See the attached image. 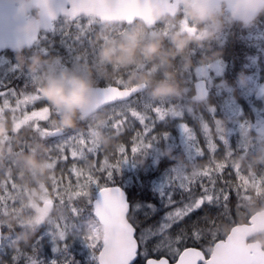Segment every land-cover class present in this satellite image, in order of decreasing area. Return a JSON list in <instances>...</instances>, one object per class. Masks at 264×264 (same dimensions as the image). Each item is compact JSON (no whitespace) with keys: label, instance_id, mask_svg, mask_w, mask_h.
Returning a JSON list of instances; mask_svg holds the SVG:
<instances>
[{"label":"trees","instance_id":"16d2710c","mask_svg":"<svg viewBox=\"0 0 264 264\" xmlns=\"http://www.w3.org/2000/svg\"><path fill=\"white\" fill-rule=\"evenodd\" d=\"M181 13L182 5L179 14ZM76 20L69 21V24H74ZM170 20L173 21V18ZM59 21L60 19L57 23ZM162 22L163 20L159 21L155 27L158 28V24ZM115 24L121 23H102L93 17L90 27L84 32L78 31V34L70 27L66 33L52 30L37 42L38 47H42L39 48L38 54L44 55L45 60L58 59L59 63L53 65L57 71L66 66L78 70L80 74H87L88 67H91L97 85L119 82L128 87L131 85L129 80L133 73L137 75L149 73L154 81H159L165 79V73L169 72L182 83L186 74L185 69L193 68L192 55L197 61L200 59L199 56L205 58L207 52L221 58L223 71L212 84L208 85V96L202 100L192 98L194 84L188 90H184L182 85L183 91L180 96L155 98L151 95L152 88L146 87L140 95L133 98L135 104L141 108L145 102L164 107L173 118L169 120L167 126L158 121L151 134L157 135L167 131L170 140L175 143L164 140L152 141L146 137L143 143L151 145L150 147H142L139 143L133 142L136 133L143 131V125L135 120L130 119L129 125L122 122L117 125L113 122V117L101 115L91 125L89 115H100L105 107L82 118L78 117L75 127L64 128L59 123L60 118L56 109L43 96V100L51 107L48 118L39 121V124H21L15 128L13 138H9L8 132L0 138V170L5 166L2 155L4 151L12 150L17 161L13 162V175L0 174L1 243L4 245L0 250V264H13L12 258L17 255V250L23 254L18 264H27L26 258L32 257L34 253L39 260L50 264L47 261V248L34 245L36 239L31 238L32 228L27 230L30 236L28 240L21 235L23 228L21 223H27L25 220L27 213L35 212L29 203V193L38 180L62 192L57 198L59 202L57 213L66 216L67 222L70 221V230H77L83 236L84 243L95 242L96 256L102 246L103 230L96 217L84 218L88 211L87 201L96 194L95 183L90 181L98 179L101 184L120 185L126 190L127 195L131 194L138 201L153 204L156 208L154 213L146 216L142 208L135 217L134 226L139 243L136 260H140L143 248L139 241L141 230L154 229L166 212L172 210L167 206L162 207L158 196L136 187L135 170L128 168L133 162L135 166L147 167L154 155L160 171L167 168L172 173L174 167L185 169L182 176L171 177L174 183L190 182L192 187L199 191V183L206 175L220 173L222 175L216 179V185L217 187L224 185V191L228 193L226 202L224 200L220 202L222 207L209 214L208 220L211 223L202 220L197 225L200 229L198 240L191 239L192 233L189 230L191 222L187 218L179 225L173 224L165 234L168 239H173L181 228L188 236L186 241L173 245L179 251L187 246H196L208 254L213 243L224 238L232 225L245 222L252 212L264 208V134L256 128L259 124L256 123L257 119L264 118V16L254 27L243 28L239 25L228 27L212 40L199 42V45L193 42L185 52L175 56L169 55L175 52V45L171 39L174 33H165L159 27L158 34L150 36L148 32L151 28L144 27L146 43L158 36L163 37L165 55L126 69L117 70L108 65L106 67L109 75L105 77L103 75L105 65L101 63L99 56L101 47L109 40L122 39L129 32L126 30L125 34L118 35L119 37L114 34H108L105 38L101 36L100 27ZM141 24L134 21L125 25L130 27ZM62 40L71 47L70 53L61 43ZM41 75L42 73H31L26 85L22 83L16 87L17 92H32L33 89H38L42 94ZM147 95L151 96L149 101L146 99ZM178 116L183 118L182 121L174 119ZM180 122L187 123L197 131L193 132L190 127L185 126L189 136L184 143L181 139L183 136H180L177 128ZM54 128H59L63 136L68 138L71 136V145H67L66 157H62L59 152L51 154L52 157L44 145L48 139L47 133ZM199 129H202L203 133ZM204 136H207L214 146L212 153L208 150ZM192 140H195L196 144L186 147L185 144ZM29 155L34 156L42 167H30L25 160ZM60 159L65 162L62 167L59 166ZM117 165L123 173H114V182L106 181L105 173ZM69 168L73 169L72 173L69 172ZM160 171H154L152 175H159ZM48 179H51L50 182ZM130 182H133L131 187ZM176 199H180L178 194ZM129 202L131 203V199ZM3 209L8 213L2 214ZM76 212L80 215H75ZM191 215L192 222H195L197 216H202L203 213L193 212ZM85 231H91L93 236L85 235ZM55 232L58 234L59 229L55 228ZM68 245V251L64 253L70 257L69 260L76 264H93L82 251L80 243L77 246ZM157 245H161V237L151 236L147 239L148 257L164 255L171 260L175 258L166 245H161L159 251H153ZM50 254L55 253L51 251ZM67 261L65 259L63 264Z\"/></svg>","mask_w":264,"mask_h":264},{"label":"snow or ice","instance_id":"6c2138e0","mask_svg":"<svg viewBox=\"0 0 264 264\" xmlns=\"http://www.w3.org/2000/svg\"><path fill=\"white\" fill-rule=\"evenodd\" d=\"M9 28L10 25L6 20L2 9H0V46H2L5 39L10 36ZM61 43L68 48L69 53L72 51L71 47L66 44L65 41L62 40ZM17 73H19L20 77L24 76L21 70L14 66L13 62L7 60L3 56H0V89H5L7 87L6 82L15 77ZM113 88H123L124 90V86L119 82H116L112 85H106L105 91L110 93ZM134 95H140V93L138 91H132L128 95L112 100H119L125 105V107L121 109L119 115L116 114L119 117L118 122L129 125V120L132 119L143 125V131L136 133V136L133 137V142L139 143L142 147H150L151 145L143 143L144 139L147 137L152 141L164 140L175 143V141L170 140L167 131L158 133L157 135L151 134L156 128L158 121L167 126L169 120L173 119L168 115V109L155 104H148L147 102L143 103L141 108L130 99ZM8 101H11L12 109L19 108L30 114L41 112L48 108V105L43 100L38 89H33L31 93H28L27 91L18 93L17 90L13 88H7L6 92L0 91V104ZM29 105L32 106L30 110L28 108ZM174 119L182 121L183 118L178 116ZM34 123L39 124L40 122L39 120H35ZM185 126L190 127L187 123L180 122V127L183 133ZM190 128L193 132H197L195 128ZM199 130L203 133L202 129ZM204 137L208 150L212 153L214 146L210 143L207 136ZM181 139L182 143H184L186 139L185 133ZM220 141L223 143L222 140ZM193 144H196L195 140L189 141V143L185 144V146L188 147ZM69 152L71 155V151ZM74 159L75 158L73 157V160ZM128 168L135 170L136 178L134 182L136 183V187H139L142 191L146 189L151 192L153 196H158L161 206H167L172 210L166 212V214L162 217V220L158 222V226L154 229L150 228L147 230H141L139 241L141 245H143V248L140 252L141 259L136 260L135 258L138 254L137 239L134 238L136 214L143 208L145 215L147 216L148 214L156 211L155 206L146 201H138L132 197L131 194L126 195L125 191L120 187L110 188L106 183H99L98 179L90 181L95 183V192L97 194L87 201L88 211L84 218L87 219L90 217H96L103 224L106 232L104 244L114 240L115 235L122 230H127L130 234L131 246L122 254L120 264H133V261H135V264H168L167 259L148 258L149 249L146 246V242L151 236L161 237V245H166L173 256L178 257V264H197L198 261H202V264H264V253H253L235 246L229 255L225 257L212 256L210 260H204L202 253L200 251H196L195 249L183 250L181 254V252L174 248L173 245L179 244L181 241H186L188 239L184 229L181 228L173 239H168L165 236L168 230L172 228L173 224L179 225L180 222L187 218L188 221L191 222V227L189 229L192 233L191 239L193 241L198 240L200 229L197 225L202 220L207 223H211V221L208 220L209 214H212L215 209L222 207L220 204L222 200L226 202L228 193L224 191L225 186L222 185L217 187L216 185V179L222 174L216 173L213 175L210 173L206 175L204 180L199 183V191H196L190 182L178 181V183H174L171 179V173L167 168L160 171L155 155L147 167L141 168L135 166L133 162ZM72 171L73 169L69 168V172L72 173ZM154 171H160V174L153 176L152 173ZM116 172L121 173L119 165H117L113 170L105 173L106 181L114 182V173ZM205 181L207 182L205 183ZM132 183L133 182H130V187L132 186ZM178 189L179 192L177 193ZM177 194L180 199H176ZM130 199L131 203L129 202ZM193 212L203 213V215H198L196 221L192 222L191 214ZM75 215L78 216L80 213L76 212ZM44 235L48 236L54 245L53 251L59 250L55 247L57 239L55 234L46 232ZM79 243L82 246V251L86 253L89 260L93 262V264H108V261L104 258L103 252H100L98 257L95 255V242L84 243L83 241H80ZM161 245H157L153 251H159ZM3 247L4 245L0 243V250H2ZM68 248L69 245L65 244L63 251L66 253ZM21 255L23 254L20 250H17V255L12 258L13 264H18V260ZM26 259L27 264H45L44 261L39 260L35 256V253L32 257H27ZM51 264H56V261H51ZM66 264H76V262L68 260Z\"/></svg>","mask_w":264,"mask_h":264},{"label":"clouds","instance_id":"9594fccd","mask_svg":"<svg viewBox=\"0 0 264 264\" xmlns=\"http://www.w3.org/2000/svg\"><path fill=\"white\" fill-rule=\"evenodd\" d=\"M17 3L18 15L26 18V22L19 27V32L26 37L39 34L45 27V9L39 7L35 0H17ZM182 15L197 31L188 32L179 27L171 37L175 45V52L169 54L172 56L185 52L193 42L212 40L228 27H254L264 16V0H182ZM164 17L165 14L161 13L160 18ZM24 51V47L19 49L17 58L21 65L27 64L31 73H42L40 90L60 114L59 123L62 127H75L78 117L82 118L96 109L98 88L91 67H88L87 74H80L78 70L66 66L57 71L53 65L59 63L58 59L45 60L39 54L25 57ZM164 55L163 37L158 36L146 43L145 29L140 25L127 32L120 40L107 41L99 53L101 63L105 65V77L109 75L108 65L117 70L126 69ZM165 77L154 81L149 73H133L129 83L135 82L134 86L140 88L151 87V95L155 98L180 96L183 89L174 74L165 73ZM7 132L8 129L0 124V138ZM25 160L30 167H42L34 156L29 155ZM257 242L264 244V234L257 235ZM108 256L112 264H115L119 256L118 250L110 248Z\"/></svg>","mask_w":264,"mask_h":264},{"label":"water","instance_id":"95a60500","mask_svg":"<svg viewBox=\"0 0 264 264\" xmlns=\"http://www.w3.org/2000/svg\"><path fill=\"white\" fill-rule=\"evenodd\" d=\"M35 2L39 7L45 9L46 21L45 27L42 31H49L53 27L54 21L61 16L67 17L70 21H73L79 17L89 16L96 17L102 23L122 22L131 24L134 21H139L144 25V27L153 28L158 23V21L162 19L160 18L161 13H164L165 17L170 18L177 16L182 0H35ZM0 9H2L5 18L10 25V36L5 39L2 46H0V51L3 48H9L18 51L22 47H32L38 40L40 33L26 37L19 32V27L26 22V18L18 15L17 0H0ZM194 28L195 27L192 29ZM105 86L106 85H97V107L89 114H92L105 106L120 102L119 100L112 101L118 97L128 95L132 91H138L140 93L146 88H140L132 84L129 87H124V90L123 88H113L112 91L108 93L105 91ZM207 96V83L205 81L195 82L194 94L192 98L194 100H202ZM107 186L110 188L120 187L127 195L126 190L120 185ZM50 205V201L42 202V206L45 210H48ZM98 222L101 224L103 230L102 246L99 249L98 256L100 252H103L105 260L108 261V264H112L108 256V250L110 248H116L118 250L119 256L115 261V264H120L122 254L131 246L129 232L127 230H122L115 235L114 240L104 244L106 232L103 224L99 220ZM260 233H264V208L252 212L248 216L247 221L232 225L224 238L218 239L213 243L208 256H205L204 252L196 246L184 247L180 250V252L182 254L183 250L195 249L196 251H200L202 253L204 260H210L212 256L225 257L231 253L234 246L253 253H264L263 244L258 243L257 239H252V237L257 236ZM134 238L137 239L136 227ZM1 240L2 227L0 223V243ZM138 251L139 243L137 239V253ZM148 258L167 259L168 264H174L175 260V264H178V257H176L174 260H171L164 255L159 257L150 256ZM135 259H137V257ZM201 262L202 261H198L197 264H200ZM134 263L135 261H133V264Z\"/></svg>","mask_w":264,"mask_h":264},{"label":"rangeland","instance_id":"374dc122","mask_svg":"<svg viewBox=\"0 0 264 264\" xmlns=\"http://www.w3.org/2000/svg\"><path fill=\"white\" fill-rule=\"evenodd\" d=\"M169 20L170 18L168 17L163 18L162 24H158L160 29L165 33H168V32L175 33V31H177L179 27H183L184 30L188 32L195 33L197 31L196 28L192 29L194 26L190 25L187 20L183 19L182 13L175 16L171 23L168 22ZM91 22H93V17H90L89 19H84L80 17L72 25L69 24V21L67 19H61L59 23H57L55 27L51 29V31L55 30L57 32L66 33L68 27H70L71 29L75 31L76 34H78L77 33L78 31L84 32L87 28H89L91 25ZM140 26H143V25L141 24ZM134 27L136 26L131 25L130 27H126L124 23L115 24V25H105L103 27H100L99 33L104 38L108 34H114V35H117V37H119L120 35L121 36L124 35L126 30L131 31ZM158 28L157 27L151 28V31H149L148 34L150 36L157 35L159 32ZM195 43L197 45L200 44L198 42H195ZM192 58L194 61L193 68L190 67V68L185 69L186 74L183 77L184 79L182 80V83H180L181 86L183 85L182 87L184 90H188L189 87L194 84V82H198V81H205L208 85H210L215 79L218 78V76L223 71V62L221 58L216 54L207 52L205 54V58L199 56L198 58L200 59L197 61L194 55H192ZM134 83L135 82L131 83V85ZM21 84L22 82H17L16 87ZM28 93H31V92H28ZM41 96L43 97L42 94ZM150 97H151L150 95L146 96L147 101L150 100ZM131 100L134 101V99H131ZM124 107L125 105L122 104L121 102L111 104L105 107L104 110L101 111L100 115H89V118H88L89 123L93 125L97 117H100L102 115L104 117H107V116L113 117V122H115V124L117 125L118 124L120 125L121 122H118L119 117L117 115H119L121 109H123ZM28 108L30 110L32 106L29 105ZM15 110H16V116L20 120L19 123H34L35 120L42 121L48 118L50 116L51 107L48 105V108H46L45 110L41 112H37V113H31V114L19 108ZM55 111L57 114H59L57 110ZM58 118H61L60 114ZM257 122L259 124L256 125V128L264 134V118L261 120L257 119L256 123ZM177 128H178V132L181 133L180 136H184V133L186 134V137L189 136V133L186 132V127L184 128L185 131L183 133L180 127V123H178ZM56 129H59V128H56ZM52 130H55V128ZM70 137L68 138V137L62 136L61 134L55 135L53 142L51 143L50 146L47 147L48 151H50L51 153L59 152L61 153L62 157H66L67 156L66 155L67 145H71ZM206 154H209V153L206 152ZM9 160H13V158H9ZM64 163L65 162L62 159H60L59 166L62 167ZM184 172H185L184 168L174 167L171 173V177H178L179 175L182 176ZM52 176L55 177V175L53 174ZM49 177H46V178H49ZM50 180L51 179H48V182H50ZM61 194L62 192H60L59 190H56L55 187L50 186V184H47L46 182L42 180H38L34 184L32 191L29 193V203L31 207L35 209L34 210L35 212L33 213L32 211L28 212L25 218L27 223L26 222L21 223V225H23V228L21 230V235H24L25 240H28L30 236L27 230L32 228L33 232L31 233V238L36 239L34 241L35 242L34 245H40L44 248H47V253H48L47 261L50 264H51V261L53 260L56 261V264H63L65 259L66 260L70 259V257L66 256L63 251V246L65 244H72V245L77 246L79 245L80 241L84 240L83 236L77 230H70L71 229L70 221L67 222L66 216L64 214L59 215L57 213L58 205H59L57 198ZM39 200L41 201V203L42 201H50L51 205L49 206V209L45 210L44 207L41 205V203H39ZM1 213L7 214L8 211L6 209H3ZM55 228L59 229L58 234L55 232ZM46 232H49L50 234L52 233L55 234V236L57 237L55 247H57L59 250L53 251L54 245L52 244L49 237L44 235ZM84 234L87 236H91V235L93 236L91 231H85ZM48 244L49 246H47ZM51 251L54 252L55 254L53 255L50 254Z\"/></svg>","mask_w":264,"mask_h":264},{"label":"flooded vegetation","instance_id":"af4514ba","mask_svg":"<svg viewBox=\"0 0 264 264\" xmlns=\"http://www.w3.org/2000/svg\"><path fill=\"white\" fill-rule=\"evenodd\" d=\"M181 3H180V6H181ZM59 19L60 20L61 19H67L68 20V18L65 17V16H62ZM58 20L54 21V26L57 24ZM162 20H160V21H162ZM50 32H51V30L42 31L40 33L38 41H40V38L42 36L48 35ZM37 42H35V44L32 47H30V48L24 47L25 51H24L23 54H24L25 57H30L33 54H38L39 48H42V47H36V46H38ZM41 53H43V52H41ZM17 54H18V51L12 50V49H9V48H3L0 51V56H3L7 60L13 62L14 66L18 67L21 70V72L24 74L23 77H20L19 73H17L15 77H13L12 79H10V80H8L6 82L7 83V87L5 89H0V91H5L6 92L7 88L16 89L15 87H16V83L17 82H22L24 85H26L28 83V81H29V77H30L31 72L28 70L27 64L21 65L20 61L17 58ZM43 56L44 55H41L42 58H43ZM207 90H208V85H207ZM193 93H194V91H193ZM19 121L20 120L16 116V110L12 109L11 101H8L6 103L0 104V124H3L8 129L9 138H13L12 135L15 134V128L18 127V126H21V124H23V123H19ZM60 134L62 135V132L59 129L55 128V130H50L49 133H47L48 139L44 143L45 147L50 146L51 143L53 142V139H54L55 135H60ZM65 137H68V136H65ZM49 153H50V155L51 154L55 155L56 152L55 153H51L49 151ZM2 155L4 156V158H3L4 162L3 163H5V166L0 170V174L2 176H11V175L14 174V163L13 162L16 161V156H15V154H14V152L12 150L11 151H4V153ZM9 158H13V160H9ZM260 234H264V233H260ZM252 239H257V236L252 237ZM263 246H264V244H263ZM208 254H205V256H208ZM174 259H172V260H174ZM200 264H202V262Z\"/></svg>","mask_w":264,"mask_h":264}]
</instances>
